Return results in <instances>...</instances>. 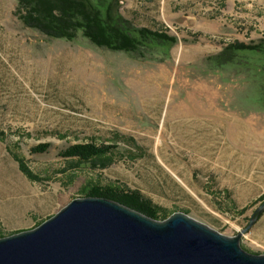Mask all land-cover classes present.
I'll list each match as a JSON object with an SVG mask.
<instances>
[{
    "label": "rangeland",
    "instance_id": "obj_1",
    "mask_svg": "<svg viewBox=\"0 0 264 264\" xmlns=\"http://www.w3.org/2000/svg\"><path fill=\"white\" fill-rule=\"evenodd\" d=\"M165 2L160 16L157 0H121L133 26L165 38L124 52L82 31L49 37L0 0V238L92 188L138 194L158 221L247 227L264 201V30L234 24L236 0ZM78 145L104 153L68 156ZM239 244L264 255V212Z\"/></svg>",
    "mask_w": 264,
    "mask_h": 264
},
{
    "label": "water",
    "instance_id": "obj_2",
    "mask_svg": "<svg viewBox=\"0 0 264 264\" xmlns=\"http://www.w3.org/2000/svg\"><path fill=\"white\" fill-rule=\"evenodd\" d=\"M225 236L176 212L155 220L102 197L73 199L34 229L0 238V264H264Z\"/></svg>",
    "mask_w": 264,
    "mask_h": 264
},
{
    "label": "trees",
    "instance_id": "obj_3",
    "mask_svg": "<svg viewBox=\"0 0 264 264\" xmlns=\"http://www.w3.org/2000/svg\"><path fill=\"white\" fill-rule=\"evenodd\" d=\"M25 15L20 19L28 26L53 38L74 39L82 31L94 45L114 51L134 52L147 39L165 40L158 31L145 27L136 28L121 10V0H17ZM172 40V39H167ZM173 42V40H172ZM231 49H249L250 45L235 43ZM48 145H39L34 150L44 152ZM102 150V149H101ZM91 145L73 146L66 151L68 156L89 158L104 153ZM86 197H102L123 204L148 217L156 219V213L147 203L141 202L138 194L126 195L121 191L92 188Z\"/></svg>",
    "mask_w": 264,
    "mask_h": 264
},
{
    "label": "crops",
    "instance_id": "obj_4",
    "mask_svg": "<svg viewBox=\"0 0 264 264\" xmlns=\"http://www.w3.org/2000/svg\"><path fill=\"white\" fill-rule=\"evenodd\" d=\"M157 14L160 16L164 15L165 7H169L173 5V2H170L169 4L165 2V0H157ZM175 1V0H172ZM231 1V0H230ZM234 1V0H232ZM239 5L240 11H237L236 13H232L234 16V24L236 22H243L245 20L243 27L247 28V24L250 26H257L259 29L264 30V0H236ZM130 10L129 12H134V10L138 7L137 3H132L129 5ZM242 9L244 11H242ZM256 19V23H253V21Z\"/></svg>",
    "mask_w": 264,
    "mask_h": 264
}]
</instances>
